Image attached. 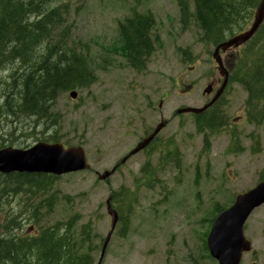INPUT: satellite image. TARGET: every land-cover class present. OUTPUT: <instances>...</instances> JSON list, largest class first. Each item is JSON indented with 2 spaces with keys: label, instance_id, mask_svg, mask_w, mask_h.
<instances>
[{
  "label": "rangeland",
  "instance_id": "374dc122",
  "mask_svg": "<svg viewBox=\"0 0 264 264\" xmlns=\"http://www.w3.org/2000/svg\"><path fill=\"white\" fill-rule=\"evenodd\" d=\"M192 1L187 0L185 30L179 0L46 4L62 17L55 41L82 54L94 80L86 88L70 90L77 92L75 99L69 92L58 97L48 122H39L48 128H32L34 121L25 117L0 122V142L19 150L51 140L64 148L82 147L91 171L56 177L49 186L47 178L31 176L29 184L17 186L13 174L0 175L2 241H27L59 224L60 234L70 229L78 249L82 227L87 226L89 238L78 253L88 254L96 264L110 229L105 202L111 193L119 222L101 264H216L204 249L208 225L215 207L231 206L264 173V119L259 125L247 121V93L236 82L227 85L221 98L218 111L225 126L219 131L198 133L193 115H174L177 109L204 105L212 97L204 89L210 84L217 89L221 80L212 59L214 46L200 41ZM134 14L152 15L156 23L155 51L142 73L128 67L120 46L118 26ZM252 21L253 13L242 27L235 23L230 34L245 31ZM236 51L222 54L223 61ZM9 76L10 70L0 73V101L6 99ZM161 118L168 124L149 149L106 182L98 181L96 173L110 171ZM169 153L177 157L168 159ZM147 163L153 173L145 177L140 170ZM245 224V237L252 243L246 264H264V206Z\"/></svg>",
  "mask_w": 264,
  "mask_h": 264
},
{
  "label": "trees",
  "instance_id": "16d2710c",
  "mask_svg": "<svg viewBox=\"0 0 264 264\" xmlns=\"http://www.w3.org/2000/svg\"><path fill=\"white\" fill-rule=\"evenodd\" d=\"M50 1L0 0V73L10 70V80L4 83L6 99L0 101V122L25 117L34 121L32 128L43 125L39 122H48L59 96L72 89L86 88L94 80L85 57L65 49L61 40L55 41V31L57 25L62 24V17L58 9L46 8ZM259 1L193 0L192 17L201 31L200 41L216 46L227 36L234 35L230 34L233 25L237 23L242 27L246 24ZM178 6L181 24L186 27L190 16L188 2L179 0ZM154 26L152 15L140 14H134L119 24L121 53L128 67L138 73L145 71L154 52L151 37ZM225 66L229 72V83H238L247 93V121L261 124L264 119V23L250 41L237 49L234 55L225 58ZM13 92L16 99L10 97ZM220 101L221 98L208 110L194 116L198 133H215L225 126L218 111ZM5 146L0 142V149ZM176 157L173 153L167 155L168 159ZM146 165L143 170L149 176L153 172ZM176 167L179 168L178 163ZM12 177L16 178L17 186L29 184L31 178L26 174H13ZM44 178L48 179L47 186L55 179L52 176ZM263 180L264 173H261L259 181ZM221 211L215 207V213ZM59 226L45 228L27 241L0 240V264H93L88 254L78 253L89 238L88 227H82L77 249V241L70 229L60 234Z\"/></svg>",
  "mask_w": 264,
  "mask_h": 264
},
{
  "label": "water",
  "instance_id": "95a60500",
  "mask_svg": "<svg viewBox=\"0 0 264 264\" xmlns=\"http://www.w3.org/2000/svg\"><path fill=\"white\" fill-rule=\"evenodd\" d=\"M264 21V0L258 3L253 22L243 33L237 34L226 39L215 47L212 59L218 67V73L222 77V83L216 91L211 101L202 108H181L175 112V115L181 114H200L214 104L224 92L228 83V72L223 66L220 52H226L230 49H236L247 43L258 31ZM211 88L207 87L204 94H210ZM71 99L77 97V93H69ZM167 125L164 119H161L153 132L130 152V154L121 161V164L145 149L148 144L157 136V134ZM90 170L86 155L81 147L64 148L61 144L38 143L26 150L7 148L0 150V174L19 173V174H50L56 177ZM104 172L98 176L99 180H106L113 172ZM111 197L106 201L107 213L110 217V230L103 240L100 258L97 264H101L105 250L108 246L112 233L118 221L117 212L111 207ZM264 205V181L259 182L252 189L236 197L234 203L222 211L214 220L206 239L207 250L218 264H239L242 254L250 251V242L243 234V227L251 213Z\"/></svg>",
  "mask_w": 264,
  "mask_h": 264
},
{
  "label": "flooded vegetation",
  "instance_id": "af4514ba",
  "mask_svg": "<svg viewBox=\"0 0 264 264\" xmlns=\"http://www.w3.org/2000/svg\"><path fill=\"white\" fill-rule=\"evenodd\" d=\"M220 83H221V80L217 82V84H220ZM210 86H211V88H212V93H211L210 95H213L214 92H215L214 90L216 89V87H215L216 85H212V84H211ZM213 91H214V92H213ZM148 135H149V134H148ZM153 141H154V140H153ZM150 145H151V144H150ZM150 145H149L147 148H145L144 150H142V152L148 150L149 147H150ZM142 152H141V153H142ZM129 159H130V158H128V159L126 160V162H125L123 165L119 166V167L116 169V172L119 171L120 167H124L125 164H127V162L129 161ZM131 159H132V158H131ZM131 159H130V160H131ZM145 165H146V164H145ZM145 165H144V166H145ZM115 166H117V164L114 165V167H115ZM144 166H143V167H144ZM143 167L141 168L140 173L143 174L145 177H147L148 175H146V172H145V170H143ZM144 168H145V167H144ZM143 171H144V172H143ZM116 172H115V173H116ZM27 175H30V176H37V177L44 178V175H41V174H27ZM118 222H119V220H118ZM0 240H1V239H0ZM248 240H249V239H248ZM250 242H251V241H250ZM251 245H252V243H251ZM249 253L252 254V251L249 252ZM249 253H246V254H243V255H242V259H241L240 264H246V259H244V256L247 255V254H249ZM252 264H255V263L253 262Z\"/></svg>",
  "mask_w": 264,
  "mask_h": 264
},
{
  "label": "bare ground",
  "instance_id": "6f19581e",
  "mask_svg": "<svg viewBox=\"0 0 264 264\" xmlns=\"http://www.w3.org/2000/svg\"><path fill=\"white\" fill-rule=\"evenodd\" d=\"M35 2V1H34ZM7 84V83H6ZM12 87V86H11ZM4 110V109H3ZM10 114V113H9Z\"/></svg>",
  "mask_w": 264,
  "mask_h": 264
}]
</instances>
